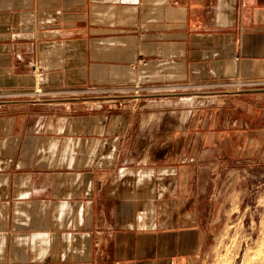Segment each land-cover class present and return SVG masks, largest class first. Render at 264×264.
<instances>
[{"label":"crops","instance_id":"crops-1","mask_svg":"<svg viewBox=\"0 0 264 264\" xmlns=\"http://www.w3.org/2000/svg\"><path fill=\"white\" fill-rule=\"evenodd\" d=\"M233 79H264V0H0V264H202L203 175L264 157V87L162 93Z\"/></svg>","mask_w":264,"mask_h":264},{"label":"rangeland","instance_id":"rangeland-1","mask_svg":"<svg viewBox=\"0 0 264 264\" xmlns=\"http://www.w3.org/2000/svg\"><path fill=\"white\" fill-rule=\"evenodd\" d=\"M210 85H187L162 94L169 98L174 96L169 94H180L186 97V105H200L224 95L216 92L248 90ZM98 95L90 92L84 97ZM109 95L113 93L102 96ZM211 172L203 175L207 189L203 191L202 264H264V157L219 161Z\"/></svg>","mask_w":264,"mask_h":264},{"label":"built area","instance_id":"built-area-1","mask_svg":"<svg viewBox=\"0 0 264 264\" xmlns=\"http://www.w3.org/2000/svg\"><path fill=\"white\" fill-rule=\"evenodd\" d=\"M212 87L217 88H229V89H236V90H243V89H255V88H262L264 87V79H253V80H245V79H233L228 81H220L214 84H211ZM88 92L92 93H99L104 92L101 88H90ZM32 94L36 95V97H44V96H51L55 94L54 91L47 90V89H37L32 92Z\"/></svg>","mask_w":264,"mask_h":264},{"label":"water","instance_id":"water-1","mask_svg":"<svg viewBox=\"0 0 264 264\" xmlns=\"http://www.w3.org/2000/svg\"><path fill=\"white\" fill-rule=\"evenodd\" d=\"M249 91H252V90H247V91H220V92H216V94H233V93H243V92H249ZM171 95H180V94H169V96ZM136 97H139V98H143V97H148V96H145V95H142V96H136Z\"/></svg>","mask_w":264,"mask_h":264}]
</instances>
